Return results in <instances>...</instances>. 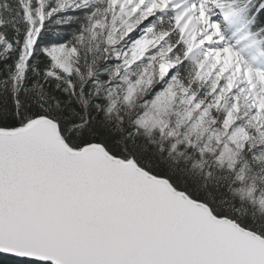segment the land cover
<instances>
[{"label":"snow or ice","instance_id":"obj_1","mask_svg":"<svg viewBox=\"0 0 264 264\" xmlns=\"http://www.w3.org/2000/svg\"><path fill=\"white\" fill-rule=\"evenodd\" d=\"M0 264H264V0H0Z\"/></svg>","mask_w":264,"mask_h":264}]
</instances>
